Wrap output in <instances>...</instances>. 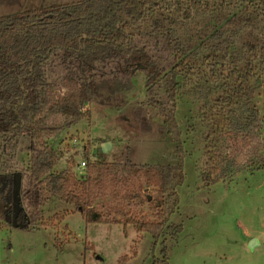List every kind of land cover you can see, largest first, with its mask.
Masks as SVG:
<instances>
[{
  "label": "trees",
  "instance_id": "1",
  "mask_svg": "<svg viewBox=\"0 0 264 264\" xmlns=\"http://www.w3.org/2000/svg\"><path fill=\"white\" fill-rule=\"evenodd\" d=\"M136 75L147 98L134 115L170 154L137 165L123 153L107 163L98 150L83 176L55 173L59 157L49 141L86 119L101 99V107H118L111 98ZM263 91L264 0H79L2 15L0 199L10 209L26 139L15 206L32 219L58 198L88 223L131 225L153 245L162 235L175 241L182 227L168 222L178 208L183 147L193 128L203 143L207 184L240 167L264 169L257 104ZM26 226L19 228H32ZM151 264H169V255Z\"/></svg>",
  "mask_w": 264,
  "mask_h": 264
},
{
  "label": "rangeland",
  "instance_id": "2",
  "mask_svg": "<svg viewBox=\"0 0 264 264\" xmlns=\"http://www.w3.org/2000/svg\"><path fill=\"white\" fill-rule=\"evenodd\" d=\"M77 1L0 0V16ZM146 90L143 77L136 75L111 98L118 107H101V99L89 106L86 119L50 140L59 157L54 172L69 170L77 178L83 176L86 170L81 164L94 161L104 144L110 147L103 154L107 163L118 160L121 153L137 165L156 163L164 159L163 153L170 154L157 135L143 131L144 123L134 115L147 98ZM263 97L264 91L257 104L264 146ZM186 111L183 108L182 114ZM153 122L160 121L153 118ZM27 147L23 139L10 209L0 199V264H151L162 252L169 255V264H264V169L250 173L240 167L233 177L207 184L200 168L203 143L195 128L183 147L185 179L176 188L178 208L168 222L180 225L182 231L175 241H164L162 235L155 245L149 234L138 235L131 225L88 223L58 198L42 208L38 219L31 218L30 210L16 207ZM238 157L236 163H242L243 155L241 162ZM23 224L32 228L20 229ZM251 240L257 242L253 250L248 247Z\"/></svg>",
  "mask_w": 264,
  "mask_h": 264
},
{
  "label": "water",
  "instance_id": "3",
  "mask_svg": "<svg viewBox=\"0 0 264 264\" xmlns=\"http://www.w3.org/2000/svg\"><path fill=\"white\" fill-rule=\"evenodd\" d=\"M109 148H110L109 147V144L102 145L101 146V152H102V154H105L108 151ZM256 244H257L256 240H251L250 243H249V245H248L249 249L250 250H253V248L255 247Z\"/></svg>",
  "mask_w": 264,
  "mask_h": 264
},
{
  "label": "built area",
  "instance_id": "4",
  "mask_svg": "<svg viewBox=\"0 0 264 264\" xmlns=\"http://www.w3.org/2000/svg\"><path fill=\"white\" fill-rule=\"evenodd\" d=\"M81 167H82V168H84V167H85V164H84V163H82V164H81Z\"/></svg>",
  "mask_w": 264,
  "mask_h": 264
}]
</instances>
